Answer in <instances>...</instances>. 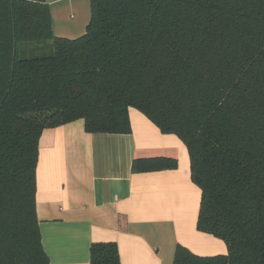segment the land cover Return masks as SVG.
Masks as SVG:
<instances>
[{
	"label": "trees",
	"instance_id": "1",
	"mask_svg": "<svg viewBox=\"0 0 264 264\" xmlns=\"http://www.w3.org/2000/svg\"><path fill=\"white\" fill-rule=\"evenodd\" d=\"M76 38L45 0H0V264H49L35 209L39 137L82 119L129 133L135 108L184 143L200 189L196 229L225 254L177 245L173 264H264V0H89ZM25 42L53 52L20 57ZM132 170L174 168L170 158ZM89 264H120L114 242Z\"/></svg>",
	"mask_w": 264,
	"mask_h": 264
},
{
	"label": "crops",
	"instance_id": "2",
	"mask_svg": "<svg viewBox=\"0 0 264 264\" xmlns=\"http://www.w3.org/2000/svg\"><path fill=\"white\" fill-rule=\"evenodd\" d=\"M55 36L84 34L89 0H45ZM129 133H93L82 119L39 137L35 209L49 264H89L92 243L114 242L120 264H173L177 245L200 256L227 252L196 229L200 189L191 181L184 143L128 110ZM150 158L174 168L132 170Z\"/></svg>",
	"mask_w": 264,
	"mask_h": 264
},
{
	"label": "rangeland",
	"instance_id": "3",
	"mask_svg": "<svg viewBox=\"0 0 264 264\" xmlns=\"http://www.w3.org/2000/svg\"><path fill=\"white\" fill-rule=\"evenodd\" d=\"M20 57H37L50 55L53 52L52 46L48 42H25L18 46Z\"/></svg>",
	"mask_w": 264,
	"mask_h": 264
}]
</instances>
